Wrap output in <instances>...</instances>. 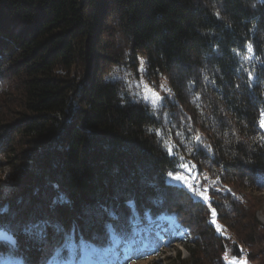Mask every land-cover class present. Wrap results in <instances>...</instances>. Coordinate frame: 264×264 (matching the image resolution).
<instances>
[{
  "label": "trees",
  "instance_id": "1",
  "mask_svg": "<svg viewBox=\"0 0 264 264\" xmlns=\"http://www.w3.org/2000/svg\"><path fill=\"white\" fill-rule=\"evenodd\" d=\"M139 56L171 90L161 111L130 81ZM261 109L264 0H0V264H110L115 244L149 250L163 229L193 246L175 264H227L230 238L167 174L183 155L264 189ZM43 222L59 230L41 239Z\"/></svg>",
  "mask_w": 264,
  "mask_h": 264
},
{
  "label": "rangeland",
  "instance_id": "2",
  "mask_svg": "<svg viewBox=\"0 0 264 264\" xmlns=\"http://www.w3.org/2000/svg\"><path fill=\"white\" fill-rule=\"evenodd\" d=\"M236 56L240 62L241 70L247 76L248 80H253V68L255 57L250 47H246L243 51H237ZM146 59L143 56L138 57L137 75H132L130 81L134 91L138 97L143 99L155 111L164 109V97L171 94L167 82L160 79L157 84H154L146 79ZM164 111V110H163ZM165 115V111H164ZM187 138V137H186ZM181 138L182 145H190V139ZM195 141L197 138L194 139ZM173 144H176L172 141ZM203 143V140H201ZM207 146L206 143H203ZM176 149V146H174ZM186 156L180 157V163L174 173L187 177L183 183L175 182L169 178L173 184L192 185V189L187 193L192 197L200 200L207 207L210 217L209 223L215 229V232L228 236L230 241L223 248L220 254V259L227 264H240L241 260L246 261V264H264V234H259L254 240L251 232L254 224L260 229L264 228V189L253 190L247 186L241 187L224 181L222 172L213 166H205V164H196L191 159H186ZM191 165V176H188V166ZM4 171H0L3 175ZM194 191L195 195L190 193ZM203 192L208 199H202L200 193ZM234 200L238 203L240 212H231L229 216H224L226 220L220 217L221 209H228L230 202ZM215 210L214 212L212 210ZM110 214V213H109ZM237 219V220H236ZM215 221V224L212 222ZM235 221V222H233ZM237 221V222H236ZM164 238L162 242L146 250L141 247L138 242H131L130 246L114 245L116 257L110 261V264H175L178 255L181 258H186L189 255V247L193 246L185 242L175 233H171L169 229H163ZM233 239L246 242V246H240L243 256L236 258L230 256V245L233 244ZM203 238H198V242H202ZM251 244V246H250ZM214 262H211V264ZM206 264V263H204Z\"/></svg>",
  "mask_w": 264,
  "mask_h": 264
},
{
  "label": "snow or ice",
  "instance_id": "3",
  "mask_svg": "<svg viewBox=\"0 0 264 264\" xmlns=\"http://www.w3.org/2000/svg\"><path fill=\"white\" fill-rule=\"evenodd\" d=\"M217 16H219V13H217ZM258 123H259V126L261 128H264V109L260 110V119H259ZM199 139H200V137H197V141H199ZM171 154L174 156V152H172ZM191 169H192V166L189 165L188 166V176H191ZM167 176H168V178H171L175 182H178V183H183L187 179V177H185V176H182V175H179V174H175L174 175L171 172L168 173ZM190 189H192V185H190V184L189 185H185L184 190L186 192L189 191ZM190 194L191 195H195V192L192 191ZM200 197L202 199H205V200L208 199V197H206L203 192L200 193ZM212 211L214 212L215 210L213 209ZM212 223L215 224V221H213ZM33 227L40 229V238L41 239H43L45 237V232H46L47 228L52 227V228H56L57 230H59V226L58 225L51 224L50 222L34 223ZM24 231L26 233H28L29 232V228L27 226H25L24 227ZM3 235L4 234L2 232H0V237H3ZM240 264H246V261L241 260Z\"/></svg>",
  "mask_w": 264,
  "mask_h": 264
}]
</instances>
